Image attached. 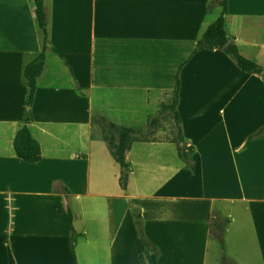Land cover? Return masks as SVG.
<instances>
[{
  "label": "crops",
  "instance_id": "0c3cea01",
  "mask_svg": "<svg viewBox=\"0 0 264 264\" xmlns=\"http://www.w3.org/2000/svg\"><path fill=\"white\" fill-rule=\"evenodd\" d=\"M42 2L48 42L27 124L40 160L27 163L13 142L40 31L33 0H0V264H142L133 208L157 264H217L216 215L229 219L231 263L264 264V138L247 140L264 125L261 76L220 50L194 55L180 74L183 140L173 123L169 138L134 141L125 189L94 134L95 119L136 129L166 109L177 68L221 9L207 11V0ZM225 21L239 53L264 69V0H228ZM178 148L193 151V170ZM68 207L81 234L73 251Z\"/></svg>",
  "mask_w": 264,
  "mask_h": 264
},
{
  "label": "trees",
  "instance_id": "16d2710c",
  "mask_svg": "<svg viewBox=\"0 0 264 264\" xmlns=\"http://www.w3.org/2000/svg\"><path fill=\"white\" fill-rule=\"evenodd\" d=\"M33 2L35 4L36 24L40 31L41 49L40 52L34 57V59L28 65H26L23 70V79L27 88L23 109L24 125L17 132L13 142V148L16 155L27 163H36L40 160V147L37 142L32 138L27 124L29 121L28 111L31 106L34 92L36 89V81L43 71L45 53L47 50L48 42V26L43 2L42 0H33ZM227 4L228 0H207L206 10L210 11L213 7H219L221 9L220 16L215 22H213L207 27L202 37L193 48L190 56L176 70L174 77L172 101L166 109H169L172 112V115L174 116L180 141L183 140L181 120L177 111L181 86L180 74L182 69L187 65V63L194 55L201 51L220 50L224 52L235 63V65L240 71L257 74L261 76L264 81V69L257 65L254 61L244 58L239 53L237 46L234 44V40L227 36L225 28ZM119 130L120 132L117 142H115L113 136L109 139H102L106 142L112 157L122 169V173L119 180L121 188L125 189L127 183L126 172L129 168L128 164L125 161V153L130 148L131 144L134 142L133 138L131 137L133 129L120 127ZM260 138H264V125L261 126L253 134L248 136L247 140L249 141ZM192 154V150H184L183 148H178V157L184 163L185 168L188 170H193ZM7 208L10 214V225L14 214V204H9L7 202ZM66 213L70 229L69 248L71 251H73L74 245L81 234L73 228V210L68 207ZM139 239L144 250V256L140 258L142 264H157L159 250L144 237L141 225L139 229ZM8 250L11 254V248L9 246Z\"/></svg>",
  "mask_w": 264,
  "mask_h": 264
},
{
  "label": "rangeland",
  "instance_id": "374dc122",
  "mask_svg": "<svg viewBox=\"0 0 264 264\" xmlns=\"http://www.w3.org/2000/svg\"><path fill=\"white\" fill-rule=\"evenodd\" d=\"M173 123L176 126L174 116L172 113L168 112L167 109H162L158 112L156 117L147 119V122L141 127L133 129L131 137L134 141H148L156 139H165L169 138ZM94 134L100 138L114 137L115 142H117L119 137V128L118 126L112 124L105 118H99L94 120ZM114 126V127H111ZM177 132V127L175 129ZM134 219L135 229L139 238V229L141 225L140 216L135 208L130 210L128 215ZM213 233L212 238L217 246V264H232L228 255L225 253V242L224 235L226 227L229 223L227 217L221 215H216L213 219ZM140 241V239H139ZM141 243V242H140ZM142 245V244H141Z\"/></svg>",
  "mask_w": 264,
  "mask_h": 264
}]
</instances>
